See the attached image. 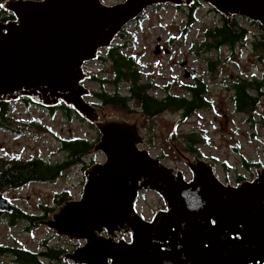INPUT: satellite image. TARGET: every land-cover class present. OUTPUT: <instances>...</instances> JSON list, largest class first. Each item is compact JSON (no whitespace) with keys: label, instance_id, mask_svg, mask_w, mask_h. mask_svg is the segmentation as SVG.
Wrapping results in <instances>:
<instances>
[{"label":"water","instance_id":"water-1","mask_svg":"<svg viewBox=\"0 0 264 264\" xmlns=\"http://www.w3.org/2000/svg\"><path fill=\"white\" fill-rule=\"evenodd\" d=\"M195 1L6 0L1 6L14 18L0 20V102L64 103L101 134L92 153L77 156H105L86 169L80 199L65 201L35 225L86 241L64 255L67 264H264V168L253 180L225 184L209 161L183 156L171 142L192 173L187 179L140 148L142 116L108 117L87 100L86 64L130 23L150 7ZM197 1L226 16L230 28L234 16L264 26V0ZM261 107L264 118V98ZM143 191L157 193L166 206L150 220L135 207ZM13 209L0 194V212ZM117 233L130 234V241L116 240Z\"/></svg>","mask_w":264,"mask_h":264},{"label":"rangeland","instance_id":"rangeland-1","mask_svg":"<svg viewBox=\"0 0 264 264\" xmlns=\"http://www.w3.org/2000/svg\"><path fill=\"white\" fill-rule=\"evenodd\" d=\"M124 0H103L107 5H114ZM195 10L196 20L189 26L185 9L170 4L158 5L147 9L136 21L130 23L123 32L117 36L113 45L123 46L120 51L126 56H134L139 65L143 81H152L154 88L150 90L158 98L166 94L169 86L171 93L187 96L186 83L194 82L191 75L196 73L205 80L206 58H213L218 54V76L222 75L210 86V93L204 98L206 107L198 109L189 117H183L180 111H167L156 117H146L139 110L127 113L122 110L105 106L95 97H88V101L95 104L108 117H121L133 121L141 117L140 121L144 144L141 149H147L150 154L160 158L161 162L177 171L184 173L190 179L191 171L187 168L184 159L179 155L171 142L183 156H191L184 149L187 134L199 138L195 146L202 154L203 159L214 162L217 177L225 184L236 185L237 174L252 179L256 170L264 168V125L261 115L257 113L248 119L247 115L237 114L231 101L229 89L232 81L238 78L252 79L263 74L264 64L260 62L251 50V38L261 35L264 30L259 28L258 22L252 24L250 20L238 17L239 23L249 29L246 46H238L235 53L224 46L219 52H207L200 48L204 40L205 30L220 24L221 19L207 4L199 1ZM184 28H188L184 32ZM253 39V38H252ZM112 45V46H113ZM160 45L167 48V52L156 54V47ZM103 49L102 54H106ZM101 52L99 55H101ZM85 69L91 76H110V65L100 60L86 64ZM188 72V73H186ZM190 76V77H189ZM217 88H215V84ZM91 91L99 92L102 88L91 79L85 82ZM193 84V83H192ZM107 92L113 93L111 85L105 87ZM120 92L127 94L126 84L121 85ZM134 105V104H132ZM9 118L11 126L16 132L0 130V156L34 158L43 156L52 161L64 160L67 153L62 151L61 144L64 138H87L97 143L100 132L86 121L78 119L68 120L60 110L49 112L38 105L25 101L12 102ZM262 109V107H261ZM260 112V111H259ZM20 130L30 132V135ZM102 152H96L85 158V161L72 164L65 170V176L53 183L32 184L27 188L3 191V194L23 211L35 216H42L41 205L55 210L61 205L56 203L62 197L61 190L68 188V200L80 199L84 188V165L87 167L95 162H104ZM244 161L252 165L245 168ZM83 162V164H82ZM225 163L227 168L224 167ZM254 164H258L255 166ZM248 179V180H249ZM136 210L147 220L153 218L155 212L165 209L161 196L152 191L140 194L136 202ZM53 213V212H52ZM51 213V214H52ZM16 226H8V218H0V243L11 246H25L34 251L43 249L45 241L47 246L64 250L83 246L85 240H67L65 236H58L54 230L49 231L46 226L31 224L30 231H24L26 224L17 221ZM121 239L130 241V234H121ZM56 263V261H55ZM0 264H16L10 255L0 256ZM46 264H54L46 261Z\"/></svg>","mask_w":264,"mask_h":264},{"label":"trees","instance_id":"trees-1","mask_svg":"<svg viewBox=\"0 0 264 264\" xmlns=\"http://www.w3.org/2000/svg\"><path fill=\"white\" fill-rule=\"evenodd\" d=\"M2 2L3 0H0V14L6 12L1 7ZM199 4V1H195L187 9L184 8L188 16L186 26H189L196 20L195 10ZM208 9L209 11L215 12L218 16L220 15L221 23L215 24L212 28L205 30V37L199 45L200 48L209 52L213 49H220L221 47L227 46L232 53H235L238 46L247 47V40L250 32L248 28L239 23L240 18L233 17L229 21L231 28L234 30L233 33L232 29L227 24L226 16L220 14L214 8ZM5 18L13 19L14 16L8 14ZM251 23L254 24L256 22ZM258 26L264 30L263 25L258 24ZM187 29L188 28H184L185 33ZM252 38L251 50L255 53L257 59L264 64V32ZM123 47H126V45H113L105 51V55L101 52L99 56L101 61L110 65V76H91V81L97 82L102 88L99 92L93 91L92 97L97 98L103 105L111 106L127 113L139 110L141 114L146 117H156L170 110L180 111L184 118L189 117L198 109L207 106V103L202 97L203 87L200 84L190 88L192 91L190 99L187 96H179L171 93L169 86L165 88L166 94L163 98L156 97L150 92V90L154 88L153 82L142 80V73L139 65L135 62L134 56H126L123 54L120 51ZM123 83L126 84L128 91L126 95L120 92ZM107 85L112 86L113 93L107 92V89H105ZM233 87L235 88V92L231 95V101L235 113L247 115L248 119L253 118L261 110V103L264 98V71L261 76L256 78H238L235 80ZM22 101L32 103L29 98H22ZM11 105L12 103L0 102V125L9 123L10 118L8 115L11 110ZM50 110H52V112L60 110L68 120L75 118L85 121L72 107L64 103L59 104L57 107L50 108ZM261 118V122L264 125V118ZM91 126L95 127L93 125ZM199 140L200 139L193 134H187L184 149L202 157V154L195 147L199 143ZM95 144L94 141L91 142L87 138H64L62 139L61 150L69 155V159L57 162L56 164H51L39 158H32L29 161H16L10 166L2 168L0 184L18 187L29 181L56 180L72 164L82 161L81 159L83 158H77V156L93 152ZM244 164L247 169L252 166L245 161ZM254 165L257 166L258 164ZM242 179V176L237 177L238 181ZM66 200H68V197L64 194L60 200H56V203L62 204ZM40 207L43 213L42 216H35L27 214L26 212H17V214L13 215L11 218V224H15L18 219H25L34 224L38 219L49 218L51 213L55 211V207L51 208L45 205H41ZM44 246L45 248L43 247L40 251H34L24 247H11L7 249L0 247V253L9 251L15 258L14 260L17 264H46V261H53L54 264H56L55 261L58 262L61 260V256L65 250L63 251L55 247L47 246L46 241Z\"/></svg>","mask_w":264,"mask_h":264},{"label":"flooded vegetation","instance_id":"flooded-vegetation-1","mask_svg":"<svg viewBox=\"0 0 264 264\" xmlns=\"http://www.w3.org/2000/svg\"><path fill=\"white\" fill-rule=\"evenodd\" d=\"M6 0H3V2L1 3V6H3V4H4V2H5ZM3 8V7H2ZM3 10H5V9H3ZM6 11V10H5ZM2 14H4V15H2ZM8 14H11L10 12H8V11H6L5 13H1L0 14V20H2V21H9V20H11V18H5L6 17V15L8 16ZM219 18H220V15H219ZM4 19H6V20H4ZM223 47H221L220 49H213L212 50V52L213 51H215L216 53L217 52H219L221 49H222ZM167 48H162V46H161V48H160V52L161 51H165ZM159 52V53H160ZM165 52H167V51H165ZM210 52V51H209ZM206 64H205V66H206V70H205V74H204V76H205V80H202V78L198 75H196V73H193V74H189V75H191V79H193L194 80V82H190V83H186V85H185V89H186V95H187V97L190 99L191 98V96H192V91L190 90V88H192V87H196L198 84H200V85H202V87H203V92H202V97L203 98H206L207 96H208V93H210V86H211V84L213 83V81H216V83H217V79H219V77H221L222 75H220V76H218L219 74H218V63H219V59H218V54L217 55H215L213 58H206ZM211 63H213V64H211ZM186 73H188V72H186ZM90 74V73H89ZM91 75V74H90ZM190 77V76H189ZM89 79H91V77L89 78ZM193 83V84H192ZM216 83L214 82V84H215V88H217V85H216ZM234 83H235V80L234 81H232V85H231V87L229 88V89H231L232 90V92H231V95L235 92V88L233 87L234 86ZM22 100V98L19 100V101H21ZM38 107H41V108H43V109H45V110H48L49 112H52V110H50V108H46V107H42V106H38ZM234 111H235V109H234ZM9 116V115H8ZM86 121V120H85ZM87 122V121H86ZM11 122H9V123H6V124H1L0 125V130L1 131H4V132H16L17 130H16V128L15 127H12L11 126V124H10ZM89 125H93V126H95L94 124H90V123H88ZM23 133L25 134V133H27V134H29L30 135V132L28 131V130H26V131H22V130H20V132H19V134L20 135H23ZM61 149V148H60ZM63 151V150H62ZM65 152V151H64ZM66 153V152H65ZM92 153V152H91ZM191 154H194V153H191L190 152V155ZM200 157V156H199ZM34 158H39V159H43V160H45V161H47V162H49V163H51V164H56L57 162H62V161H64V160H67V159H69V155L67 154V157H66V159H64V160H60V161H52V160H49V159H46L45 157H43V156H37V157H34ZM86 158V157H85ZM85 158H83V159H81L82 161H85ZM201 158H203V156L201 157ZM32 158H26V159H24V158H22V157H16V156H14L13 155V157H10V156H6V157H2L1 158V156H0V177H1V171H2V168H5V167H8V166H10L12 163H14V162H16V161H29V160H31ZM160 159V158H159ZM205 160V159H204ZM207 161V160H206ZM96 163V162H95ZM213 166H214V169L216 170V165H215V163L214 162H210ZM82 164H83V162H82ZM227 164L225 163V165H224V167L225 168H227V166H226ZM92 166V165H91ZM90 167V166H89ZM89 167H87V165H84V184H85V171H86V169L87 168H89ZM68 169V168H67ZM258 170V169H257ZM256 170V171H257ZM215 173H216V171H215ZM256 175H257V172H256ZM62 176H65V171L56 179V180H53V181H29V182H27V183H25V184H23V185H21V186H18V187H12L11 185H2V184H0V194L1 195H3L13 206H14V209H13V211H11V212H0V218H4V217H7L8 218V226L9 227H14V226H16V224L17 223H15V224H11V218L13 217V215H15V214H17V212H25V211H23L21 208H19L16 204H14L13 202H11L4 194H3V191L4 190H8V191H16V190H20V189H24V188H27V187H29L30 185H32V184H48V183H53V182H55V181H57L58 179H60ZM239 176H242L241 174H237V176H236V180H237V177H239ZM243 177V179L241 180V181H238L237 180V182L238 183H240V182H243V181H245V180H248L249 178H247V177H245L244 175L242 176ZM256 176H254L252 179H249V180H253L254 178H255ZM190 179H192V173H191V176H190ZM224 183V182H223ZM237 183V184H238ZM143 192H145V191H143ZM143 192H141L140 194H142ZM70 193V190L68 189V188H65V189H63V190H61V194L62 195H64V194H69ZM140 196V195H139ZM139 199V198H138ZM67 201V200H66ZM137 202V201H136ZM64 203V202H63ZM62 203V204H63ZM61 204V205H62ZM136 205V204H135ZM27 213V212H26ZM28 214V213H27ZM50 217H51V215H50ZM41 220H43V219H38V220H36L35 221V223L34 224H37V222H39V221H41ZM18 221H23V222H25L26 224H28L26 227H24V231H30L31 230V227H30V225L32 224L30 221H27V220H25V219H18ZM55 232V231H54ZM56 233V232H55ZM103 235L104 236H107V234H106V232H104L103 233ZM117 235L118 236H116V240H120L121 238H120V235H121V233H117ZM67 238V237H66ZM67 240H69L68 238H67ZM85 243H86V241H85ZM0 247L1 248H3V249H7V248H11V247H24V248H26L25 246H22V245H19V246H11V245H3V244H1L0 243ZM78 247V246H77ZM76 247V248H77ZM75 248V249H76ZM74 249V250H75ZM61 250H63L64 251V249L63 248H61ZM73 249H70V250H65L64 252H63V254H62V256H61V260L60 261H58V262H56V264H67V259H64L63 257H64V255L66 254V253H68V252H73L74 251ZM39 251V250H38ZM7 255H10L11 257H13L12 255H11V253L8 251V252H3V253H0V256H7ZM13 259H15L14 257H13ZM15 261V260H14ZM15 263L17 264V262L15 261Z\"/></svg>","mask_w":264,"mask_h":264},{"label":"bare ground","instance_id":"bare-ground-1","mask_svg":"<svg viewBox=\"0 0 264 264\" xmlns=\"http://www.w3.org/2000/svg\"><path fill=\"white\" fill-rule=\"evenodd\" d=\"M196 1H197V0H196ZM206 6H207L208 8H211L209 5H206ZM234 17H235V16H234ZM242 18H245V17H242ZM126 28H127V27H126ZM126 28H125V29H126ZM122 32H123V31H122ZM122 32H121V33H122ZM121 33H120V34H121ZM120 34H119V35H120Z\"/></svg>","mask_w":264,"mask_h":264}]
</instances>
